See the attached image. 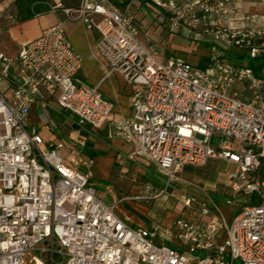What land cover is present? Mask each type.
<instances>
[{
	"label": "built area",
	"instance_id": "obj_1",
	"mask_svg": "<svg viewBox=\"0 0 264 264\" xmlns=\"http://www.w3.org/2000/svg\"><path fill=\"white\" fill-rule=\"evenodd\" d=\"M149 2L170 32L194 42L210 39L207 68L181 58L160 61L138 38L132 2L123 12L103 0L50 8L96 32L95 47L107 65L102 79L117 73L133 87L130 117L112 119L113 103L77 76L82 59L65 39L62 21L15 57L0 53V264H264V67L256 76L225 57L231 49L249 59L264 55V15L245 13V0ZM46 98L75 116L80 128L110 123L109 138L133 146L127 160L155 167L162 187L146 185L135 201L164 196L186 167L211 160L236 170L226 177L227 194L251 200L226 224L210 198L182 195L184 207L195 205L210 219L133 227L116 214L117 203H104L89 186L80 169L89 172L92 159L72 157L66 166L55 148L40 150L43 140L26 121Z\"/></svg>",
	"mask_w": 264,
	"mask_h": 264
},
{
	"label": "rangeland",
	"instance_id": "obj_2",
	"mask_svg": "<svg viewBox=\"0 0 264 264\" xmlns=\"http://www.w3.org/2000/svg\"><path fill=\"white\" fill-rule=\"evenodd\" d=\"M145 1L147 2L130 0L132 2L130 16L138 28V38L147 48H153L158 53L159 60L181 58L195 65L199 59L209 55L211 52L208 45L210 44L209 38L205 37L199 42H194L180 33L170 32L167 21L161 18L162 24L158 23L160 12L148 0ZM229 52L236 53V50L231 49ZM54 120L56 126L47 131L40 129L41 125L38 120L31 119L28 123L30 128L32 126L36 128L43 140L40 150L47 153L50 148L46 146L45 141L51 142V147L55 148L56 154L66 166H71L72 157L89 159L81 151L80 143L70 136L69 132L72 129L69 130L65 124L60 123L58 118ZM94 159L96 162L90 167L89 172L85 169H80V171L88 175L89 186L94 188L104 203H117L116 214L133 227L141 224L146 228L155 226L170 228L176 219L183 218L185 215L194 221L210 219V217L202 219L195 205L185 209L181 200L182 195L192 196L196 200L210 198L219 208L226 224H229L234 215L239 212L240 206L251 200V197L242 194L234 198L227 194L226 177L230 171L236 172V170L218 160H211L203 167H186L164 196L144 203L133 200V197L138 196L146 184L156 188L162 187L160 176L153 165L146 163V160L144 162L146 166L142 169L132 162H124L123 166H115L112 170H106L105 157L96 154ZM261 174L263 176L264 166ZM128 197L130 198L127 199ZM227 199L231 200L230 204L226 203ZM204 254L200 253L201 256Z\"/></svg>",
	"mask_w": 264,
	"mask_h": 264
},
{
	"label": "crops",
	"instance_id": "obj_3",
	"mask_svg": "<svg viewBox=\"0 0 264 264\" xmlns=\"http://www.w3.org/2000/svg\"><path fill=\"white\" fill-rule=\"evenodd\" d=\"M15 1L0 0V53L10 58L15 57L21 47L35 39L43 29L62 21L65 27V39L82 59V67L77 73V76L90 85H97L104 97L113 103L112 119L119 120L132 115L130 97L133 92V87L128 85L117 73L102 79L107 65L100 58L96 50V32L86 30L78 21L67 20L61 9L56 12L39 14L32 19L19 22ZM177 1L180 4L183 3V0ZM47 3L50 6L61 3L64 8H73L77 6L78 0H47ZM243 11L248 14L256 13L264 15V6L260 5L258 0H245ZM170 59L172 58L166 61H160L167 62ZM1 90L10 99V92L5 83L2 84ZM45 102L46 104L38 102L30 109L26 121V125L30 130H36L34 126L30 128L28 125L31 119L38 120L41 125L40 129L47 131L49 128L56 126L54 119L58 118L60 123L65 124L69 130L72 129L69 132L70 136L80 143L81 151L89 159H92V166L96 162L94 159L96 154H100V157L106 158V170H112L115 166H123L125 164L124 162H132L142 169L146 166L144 163L146 162L145 159H126L128 153L133 149V146L120 139L109 138L110 123L105 124L100 129H92L88 126L80 128L77 125L75 116L60 110L53 100L46 98ZM45 144L50 149L54 148L51 147V142L45 141ZM146 163L149 164L148 161ZM139 225L138 227H144L141 224Z\"/></svg>",
	"mask_w": 264,
	"mask_h": 264
},
{
	"label": "trees",
	"instance_id": "obj_4",
	"mask_svg": "<svg viewBox=\"0 0 264 264\" xmlns=\"http://www.w3.org/2000/svg\"><path fill=\"white\" fill-rule=\"evenodd\" d=\"M103 2L106 6L115 9L117 12H123L125 6L130 2V0H103ZM142 2H147V1L142 0ZM47 4H48L47 0H16L15 6L18 11L17 12L18 21L19 22L26 21L32 19L36 15L50 12V8L53 5L50 6ZM210 53L209 55L199 59V61H197V64L193 66L200 69L207 68L209 64ZM226 54H227L225 55L226 59L228 60L232 59L231 61L236 62L238 66H243L251 69L256 76L259 73V69L264 67V55L256 59H249L244 52H239L237 50L236 53L228 51ZM246 59H248V61H246ZM262 177L264 178V174ZM218 195L221 196L220 194ZM184 208L186 209V207ZM182 219L190 222H198V220L194 221V219H191V217H188L187 215H185Z\"/></svg>",
	"mask_w": 264,
	"mask_h": 264
}]
</instances>
